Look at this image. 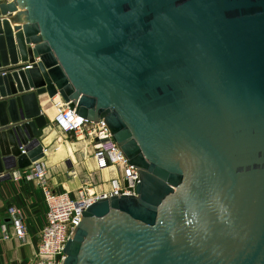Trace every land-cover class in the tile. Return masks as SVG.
I'll return each mask as SVG.
<instances>
[{
    "label": "water",
    "instance_id": "water-1",
    "mask_svg": "<svg viewBox=\"0 0 264 264\" xmlns=\"http://www.w3.org/2000/svg\"><path fill=\"white\" fill-rule=\"evenodd\" d=\"M44 94L140 175L64 264H264V0H0V185L46 156Z\"/></svg>",
    "mask_w": 264,
    "mask_h": 264
},
{
    "label": "built area",
    "instance_id": "built-area-1",
    "mask_svg": "<svg viewBox=\"0 0 264 264\" xmlns=\"http://www.w3.org/2000/svg\"><path fill=\"white\" fill-rule=\"evenodd\" d=\"M60 109L54 121L67 139L75 138L87 140L91 145L92 155L96 162V171H103L108 167L116 168V177L110 183V189L98 192L93 186L95 180L92 175L85 178L84 186L76 194L69 191L57 192L49 183L48 168L40 163L15 173L14 178L27 182H37L47 206L45 223L41 234V243L36 256L26 264H64V253L67 242L74 236L80 225L83 213L93 204L104 198L113 196H135L139 183V171L136 166L124 159V154L114 141L112 134L104 121L89 122L69 108V104ZM60 132V133H61ZM107 161L110 165H107ZM8 217L12 224L7 226L0 223V231L4 239H17L25 244L28 239L29 228L25 218L16 207L8 209Z\"/></svg>",
    "mask_w": 264,
    "mask_h": 264
},
{
    "label": "crops",
    "instance_id": "crops-1",
    "mask_svg": "<svg viewBox=\"0 0 264 264\" xmlns=\"http://www.w3.org/2000/svg\"><path fill=\"white\" fill-rule=\"evenodd\" d=\"M7 17H8L7 15L2 16L1 19ZM22 64H23L22 62H19L18 66ZM50 101L56 108V112H57L58 107L56 105V100H50ZM56 116H58V113L56 114ZM50 131H51V126H49L44 130L46 136L44 137L43 135V137L41 138L42 143L45 147L46 157L43 159V161H40L39 163L45 166L48 165V153H49L48 152L49 147H47L48 143L46 142V137ZM59 142H62V140H60ZM66 142L67 141H65V143ZM67 145L70 146L69 144ZM68 159L69 158H67V160ZM67 160H63L62 162L58 163L55 166H49V165L47 166L49 171L48 178H49L50 186L57 192L68 191V189L66 188L67 183L64 181L63 179L64 177H62V175L65 174L64 173L62 175L59 174V171L62 169L60 164L63 162L66 163ZM90 161L93 163L94 172H95L96 162L92 157V155ZM21 172L23 171L22 170L16 171L15 173L19 174ZM116 173L117 171L115 170V173L114 172L105 173L104 171H102L97 174L101 178H105L104 176L108 175L111 177L110 178L111 180L112 177L114 178V176H116ZM110 180L108 182H110ZM104 181L106 180L104 179ZM97 187H98L97 190L100 189V191L102 192L108 190L109 186L104 185L103 187L101 186H97ZM0 200L7 208L5 213L0 214V223H4V219L8 218V209L11 207H16L20 210L21 214L25 218L29 228L28 239L25 244H21L15 238L7 239V240L4 239L3 234L0 231V264H26L31 259H33L37 254L38 248L41 243V234L46 218L47 206L44 202L41 189L38 186L37 182L29 183V182H25L22 179L17 180L16 178L13 177L11 181H7L0 185Z\"/></svg>",
    "mask_w": 264,
    "mask_h": 264
},
{
    "label": "rangeland",
    "instance_id": "rangeland-1",
    "mask_svg": "<svg viewBox=\"0 0 264 264\" xmlns=\"http://www.w3.org/2000/svg\"><path fill=\"white\" fill-rule=\"evenodd\" d=\"M56 105L58 107L56 114H59L60 109H64V106H61V103L56 100ZM55 114V116H56ZM54 119L50 121L51 131L48 133L46 137V142L48 143V165L49 166H55L58 163L62 162L63 160H66L68 157L72 164L73 168L70 169L66 166V163L63 162L60 164L61 170L59 171V174L62 175L63 173L65 175H62L64 177V181L67 183V189L68 191H71L73 194L77 193V190L84 186V181L86 177H89L92 175V178L95 180L94 183L96 185L103 187L104 185H109L110 176L106 175L105 178H101L98 176V172H94V166L93 163L90 161L91 159V145L87 140L80 139L76 140L75 138L70 137L68 140H66V135L61 132L58 128V123ZM61 132V133H60ZM46 134L44 133V137ZM66 138V139H65ZM60 140H62V144L65 145L64 152L69 151L70 155L63 156L60 154ZM66 143L69 144L68 146ZM93 157V155H92ZM72 159V160H71ZM47 165V166H48ZM115 173V170L113 171ZM111 173V172H110ZM115 177V176H114ZM113 178V177H112ZM104 179L106 181H104ZM100 191V189H98Z\"/></svg>",
    "mask_w": 264,
    "mask_h": 264
},
{
    "label": "bare ground",
    "instance_id": "bare-ground-1",
    "mask_svg": "<svg viewBox=\"0 0 264 264\" xmlns=\"http://www.w3.org/2000/svg\"><path fill=\"white\" fill-rule=\"evenodd\" d=\"M40 104H41V107H42V111H43V113L47 116V118L50 120V121H52L53 119H54V116H55V114H56V108L54 107V105L51 103V101L50 100H59V102L61 103V106H64L65 108H66V106H67V104H66V102L64 101V99L60 96V95H57L56 97H54V99H51L47 94H44V95H41L40 96ZM55 117H57V116H55ZM49 121V122H50ZM48 128V127H47ZM64 147H65V145L64 144H62V142L60 143V154H62L63 156H67L68 154L70 155V152L69 151H67V152H64L63 150H64ZM45 154H46V151H45ZM46 157V156H45ZM69 158V157H68ZM67 160V159H66ZM41 161H43V159L41 160ZM112 168H114L115 170H116V168L114 167V166H111V167H108L107 169H104L103 171L106 173V172H108V173H110V172H113L114 171V169H112ZM98 173H100V172H102V171H97ZM116 177V176H115ZM115 177L114 178H112L111 180H110V182L113 180V179H115ZM109 182V187H108V190L110 189V183ZM95 188H96V190H97V186L98 185H96V183L93 185ZM98 191V190H97ZM98 192H101V191H98Z\"/></svg>",
    "mask_w": 264,
    "mask_h": 264
}]
</instances>
